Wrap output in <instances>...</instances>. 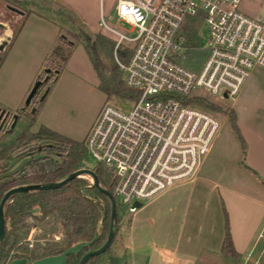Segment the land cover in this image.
<instances>
[{"label": "built area", "instance_id": "2783aa9c", "mask_svg": "<svg viewBox=\"0 0 264 264\" xmlns=\"http://www.w3.org/2000/svg\"><path fill=\"white\" fill-rule=\"evenodd\" d=\"M240 1L117 0L116 20L130 29L105 27L117 35L116 47L131 43L128 59L119 65L125 86L139 95L128 111L105 104L84 145L87 156L111 169L113 193L128 212L136 210L135 202L190 178L209 149L219 122L188 100L199 97L197 91L233 97L253 66L264 68V21L242 12ZM196 12L208 37L206 57L193 70L180 61L192 49L180 29ZM26 241L32 248V239Z\"/></svg>", "mask_w": 264, "mask_h": 264}, {"label": "rangeland", "instance_id": "374dc122", "mask_svg": "<svg viewBox=\"0 0 264 264\" xmlns=\"http://www.w3.org/2000/svg\"><path fill=\"white\" fill-rule=\"evenodd\" d=\"M27 1L29 6L27 10L28 16L25 19L17 17V37H14L12 46L0 65V104L7 109L13 110L19 109L23 105L26 96L22 100H20V96L25 88H27L29 81L33 80L36 74H43L39 64L44 56L41 64L49 65L50 67L54 66L57 71L55 74H51L45 82L44 90H46V93L43 99L40 101V97L37 96V93L41 92L42 87L30 101V106L28 107L36 106V111L33 114L35 119L30 129L35 131L40 125L44 124L62 135L77 141H84L90 127L105 104L111 103L122 110L128 111L133 107V98H118L115 96L107 98L97 86L99 79L92 67L83 43L81 41L76 43V41L83 38L82 34L84 31L92 39L96 34L100 33L116 42L117 35L108 30L105 25L120 32L129 30L130 27L125 23H118L116 20L115 4L117 0ZM262 2L263 0H241L239 9L248 16L259 17L264 21V5ZM129 34L132 35L133 33ZM197 35L199 37L197 47L188 50L185 53L184 59H180L182 64L193 70L200 68L207 54L204 47L208 32L202 21ZM62 36L67 40L74 41V44L72 46L68 45L62 40ZM120 44L126 45L130 49L132 47L129 42H121ZM58 46H61L59 54L57 53L58 49H56ZM115 49L116 46L114 44L112 57L105 51L100 52V59L104 63L114 62L118 66L122 79L123 73L119 63L123 64L127 59H119L115 54ZM62 54L66 56L64 59H62ZM246 79H258L259 82L264 83V68L253 66L245 81ZM240 89L233 97L225 99L212 97L203 91L196 92L199 97L205 98L215 108L198 107L212 114L219 122V127L212 139L213 142L211 141L214 147L212 149L209 147L210 150L208 149L204 154L199 156L198 165L200 174L202 173L201 175L205 174L213 179L218 177L217 175H224V178L228 176L233 178L234 176L241 177L236 169V163H234L236 159H233L234 153L232 152L239 153L243 145L228 118V111L234 105L237 106L239 113L245 112V109L239 106L243 105L247 108L249 97H246L247 100L246 98L244 99L246 90L240 91ZM248 112L249 110L247 111L246 109V116L241 124L242 128L246 126L245 122L247 121ZM22 119L18 124L19 128L26 124V121ZM12 136L13 133L10 136L2 137L3 141L0 143V148ZM211 156L213 157L211 158ZM86 161V164L89 166L97 163L89 156L86 157ZM194 172H196V169ZM193 174L192 176L194 177L196 174ZM192 176L191 178H193ZM219 180H221L220 186L224 187L223 178ZM200 183L198 179L191 182L190 178L177 181L153 199L143 202L134 212H128L127 208L121 205L119 197L113 193L117 212L122 219L121 228L112 239L109 249L102 252L101 255L99 254L98 262L100 264H125V246L129 233L127 218L135 220V223L139 221L138 223L141 225V230H134L133 240L141 238V241H152L155 237H152L151 230H153V225H150L149 219H158L156 217V209L166 208L167 210L170 200L175 198V195H181L182 197V195L194 193L197 187H201L204 190V186H201ZM205 189L206 203L204 202V204L206 205V210H209L212 220L215 222L213 227H216V221H218L219 227L222 225L224 228L222 200L219 198V191L210 185H207ZM196 207L194 202L193 208L196 209ZM198 207L205 208L202 204ZM27 221L28 226L17 231L16 242L13 246L18 251L25 249L26 253L32 251L40 254L46 250L63 246L65 242V229L52 215H48L42 220L29 216ZM156 222L157 220L154 223L156 224ZM214 230L215 228H213V232ZM262 233H264V225L260 227L258 237L263 238ZM170 234H174V230ZM199 234L193 230L194 246H198L199 244L201 238ZM27 238L32 239L33 246L30 248L32 250L27 247ZM171 240L169 232H167L164 238H161V242L165 244H168ZM196 250L199 249L193 247V251ZM256 254L255 262L253 260L248 261L257 264L260 260L261 252L258 251ZM256 254L254 255L256 256ZM7 260L2 261V263L8 264L9 261ZM27 260L31 261L30 258H27ZM147 262L145 260V264H150L151 261ZM151 264L162 263L155 261V263Z\"/></svg>", "mask_w": 264, "mask_h": 264}, {"label": "trees", "instance_id": "16d2710c", "mask_svg": "<svg viewBox=\"0 0 264 264\" xmlns=\"http://www.w3.org/2000/svg\"><path fill=\"white\" fill-rule=\"evenodd\" d=\"M202 16L201 12L189 14L181 26L185 44L192 49L199 44L197 31L203 20ZM82 35L83 38L78 39L76 43L81 41L84 45L99 79L98 88L107 98L111 96L137 98L138 92L125 86L118 66L112 61L104 63L100 59V52L103 51L112 57L115 41L100 33L96 34L93 39L84 31ZM61 38L68 45L72 46L74 44V41L67 40L64 36ZM56 49H58L57 53L59 54L61 46ZM130 52L131 49L126 45L120 44L115 49L116 56L121 60L128 59ZM65 57V54H62V59ZM188 101L203 108H215L203 97H193ZM228 118L243 145L244 142L236 125L233 109L228 111ZM34 119L33 115L30 116L26 124L21 127L16 138L2 150L0 172L11 168L25 156L35 153H42L44 156L30 160L15 174L1 178L0 199L3 193L13 186L59 181L70 172L82 167L92 169L98 178L99 184L113 194L115 181L111 169L101 163H95L92 166L86 164L87 152L84 141L74 140L44 125H40L37 130L32 131L30 126ZM52 156H56L59 160L53 159ZM222 210L224 214V235L220 250L201 249L193 264H254L252 261L245 260L235 250L228 228L227 214L223 206ZM3 212L5 234L0 242V264H3L2 261H5L9 255L8 261L15 257L33 260L42 256L57 254L77 242L90 241L93 238H95L94 245L99 246L107 237L110 223L108 198L84 177H75L57 188L15 193L5 202ZM48 215H52L65 229L63 246L46 250L40 254L32 251L26 253L25 249L18 251L14 248L17 231L28 226L27 218L29 216L42 220ZM129 222L130 219L127 218V224ZM121 223L122 219L117 212L116 205L114 236L119 232ZM11 236L14 237L12 245H10ZM109 247L110 245L106 250ZM258 251L261 254L257 264H264V239L258 241L255 252ZM77 261L78 258L75 254L67 256V264H77Z\"/></svg>", "mask_w": 264, "mask_h": 264}, {"label": "crops", "instance_id": "0c3cea01", "mask_svg": "<svg viewBox=\"0 0 264 264\" xmlns=\"http://www.w3.org/2000/svg\"><path fill=\"white\" fill-rule=\"evenodd\" d=\"M43 59L44 56L40 64ZM31 81L32 79L20 96V100L24 99ZM243 89L246 90L244 99L249 97L247 108L243 105L239 106L245 109V112L246 109L249 110L244 128L241 124L246 113H239L235 105L232 107L236 125L244 142L239 153L232 152L234 153L233 159H236L234 162L236 169L241 177L228 176L224 178V175H217L218 177L213 179L205 174L201 175L198 165L196 172H194L196 175L192 176L193 178L190 177V181L200 180V185L204 186V190L197 187L194 193L191 192L182 195V197L175 195V198L170 200L168 206L170 209H156L158 219H149L150 225H153L151 232L152 237H155L154 240L149 242L141 241V238L133 240L134 230H141V225H139V221L135 223V220H130L127 226L129 233L125 246V264H145V260L146 262L150 260V264L155 263V261L162 264H193L201 249L219 251L224 228L222 225L219 227L218 221H216V227H213L215 222L212 220L209 210H206L204 202L206 201L205 187L207 185L219 191L218 195L227 214L228 228L235 250L245 260L256 261L255 249L258 246V241L264 239V237H258L260 227L264 225V83L259 82L258 79H246L242 83L240 91ZM211 145L210 149L214 147L212 143ZM220 178H223L224 187L220 186ZM194 202L197 206L196 209L193 208ZM201 204L205 206L204 209L198 207ZM155 220H157L156 224L154 223ZM213 228H215L214 232ZM173 230L174 234L171 235ZM193 230L200 233L199 237L201 238L198 246H194L193 243ZM167 232H169L172 240L165 244L161 242V238H164ZM262 234L264 236V233ZM129 236L131 237L129 238ZM193 247L199 250L193 251Z\"/></svg>", "mask_w": 264, "mask_h": 264}, {"label": "water", "instance_id": "95a60500", "mask_svg": "<svg viewBox=\"0 0 264 264\" xmlns=\"http://www.w3.org/2000/svg\"><path fill=\"white\" fill-rule=\"evenodd\" d=\"M46 79L47 78H45L44 81ZM40 84H41V81H39V80H37L33 83V85L31 86L30 90L28 91V93H27V95L23 101V106L20 108V110L25 109L30 104L31 99L34 96V94L36 93V89L38 88V86ZM43 96L40 99H42ZM34 112H35V107H31L30 114H33ZM14 118H16V115H14ZM43 156H44V154H42V153H35L33 155L23 157L12 168L1 173L0 177L10 176V175L14 174L15 172H17L20 168H22L30 160L37 159V158H40ZM52 158L55 160H59L56 156H52ZM86 175L91 177L92 186L95 187L99 192L103 193L108 198L109 203H110V223H109L108 234H107L105 241L98 248L93 249V250H88L87 252H85L81 256V258L79 259L78 264H85L86 261L90 257L96 256V255L104 252L106 250V248L110 245V243L114 237V233H115L114 227H115V223H116V201H115L112 193L109 190L103 188L99 184L98 178H97L96 174L94 173V171L92 169L86 168V167H82V168H79V169H76V170L70 172L68 175H66L64 178H62L59 181L49 182V183H45V184L18 185V186H14V187H11L8 190H6L0 199V242L2 241L4 234H5L3 207H4L5 202L9 199V197L11 195H13L15 193H19V192H26L29 190H41V189L57 188V187L65 184V183L69 182L70 180H72L75 177H84ZM134 205L139 207L141 205V203L135 202ZM94 240L95 239H92L90 241L77 242V243L65 248L63 251H61L57 254L42 256V257L33 259L31 261H27L26 258H24V257H15V258L11 259L8 264H67V256L68 255L78 253L83 246L90 245L91 243H93Z\"/></svg>", "mask_w": 264, "mask_h": 264}, {"label": "flooded vegetation", "instance_id": "af4514ba", "mask_svg": "<svg viewBox=\"0 0 264 264\" xmlns=\"http://www.w3.org/2000/svg\"><path fill=\"white\" fill-rule=\"evenodd\" d=\"M28 7L29 6H28V1L27 0H0V65H1L5 55L9 52V50H10V48L12 46L14 37L16 35L17 17L19 16V17L25 19L28 16V14H27ZM40 69L42 70L43 74L42 75H38V74L35 75V77L33 78V80L31 81V83L29 85L28 91L30 90L31 86L33 85V83L35 81H37V80L41 81V84L36 89V93H37L39 91V89L43 87L41 92L37 93V96L41 98L46 93V90H44L45 82L47 81L49 76L51 74H55L57 70H56V68L54 66L50 67L49 65H44V64L40 65ZM45 78H47V79L44 81ZM28 91H27V93H28ZM42 99H40V101ZM28 106H30V104ZM28 106L25 109H23V110H20L21 107L19 109L13 110V109H7L6 107H4V106H2L0 104V143H2V141H3L1 139L2 137L10 136L13 133V136L6 141V143H5V145L3 147L0 148L1 149L0 159H1L2 150L11 141H13L16 138V136L18 135V133H19V131L21 129V127L19 128L18 124L21 121V119L23 118L22 120L28 121L30 116H32L35 113L34 112L33 114H30L31 107H28ZM34 107H35V111H36V106H34ZM14 115H16V118H14ZM17 126H18V129L15 132ZM3 172H5V171H3ZM3 172H0V174L3 173ZM3 177H6V176H2V177H0V179L3 178ZM93 239H95V238H93ZM13 242H14V237L11 236L10 237V245H12ZM94 242H95V240L90 245L83 246L78 253H75L76 257L78 258L77 264L79 262V259L81 258V256L85 252H87L88 250L96 249V248H98L100 246V245L99 246H95ZM99 256L100 255L98 254L96 256L90 257L86 261L85 264H100L98 262V257ZM7 259H9V256H8Z\"/></svg>", "mask_w": 264, "mask_h": 264}]
</instances>
